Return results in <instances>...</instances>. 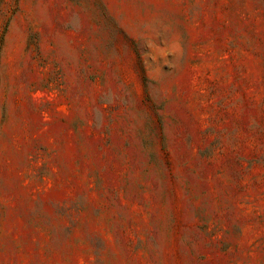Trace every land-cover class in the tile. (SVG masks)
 I'll return each instance as SVG.
<instances>
[{"label":"rangeland","instance_id":"obj_1","mask_svg":"<svg viewBox=\"0 0 264 264\" xmlns=\"http://www.w3.org/2000/svg\"><path fill=\"white\" fill-rule=\"evenodd\" d=\"M0 264H264V0H0Z\"/></svg>","mask_w":264,"mask_h":264}]
</instances>
